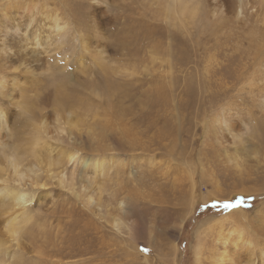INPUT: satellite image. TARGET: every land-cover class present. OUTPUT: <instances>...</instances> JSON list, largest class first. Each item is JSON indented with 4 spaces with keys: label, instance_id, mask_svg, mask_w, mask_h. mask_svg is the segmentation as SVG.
<instances>
[{
    "label": "rangeland",
    "instance_id": "rangeland-1",
    "mask_svg": "<svg viewBox=\"0 0 264 264\" xmlns=\"http://www.w3.org/2000/svg\"><path fill=\"white\" fill-rule=\"evenodd\" d=\"M254 1L241 17L237 0L231 13L224 0H190L200 6L191 18L167 0H0V166L17 152L20 165L43 168L38 183L12 182L29 196L24 264H197V231L201 264H217L214 246L240 236L261 257L264 28ZM43 123L48 146L35 162ZM6 213L0 197V232Z\"/></svg>",
    "mask_w": 264,
    "mask_h": 264
},
{
    "label": "bare ground",
    "instance_id": "bare-ground-1",
    "mask_svg": "<svg viewBox=\"0 0 264 264\" xmlns=\"http://www.w3.org/2000/svg\"><path fill=\"white\" fill-rule=\"evenodd\" d=\"M224 1L225 2H221L219 4L220 7L225 6V9H228L229 13L233 12L232 6L226 3L227 0H224ZM237 2H238V5L240 7V11L238 12V15L239 16L241 15V17H244L249 12V10L252 8V2H250V0H239V1L237 0ZM257 2H259L258 5H256V3H254L257 6L256 13L260 16L262 24H263L262 26L264 28V0H258ZM167 4H168V10L170 12L175 13V14L178 13L180 15H190L191 18H195V16L197 15L196 14V7L190 5V0H167ZM52 27H54L55 30H57L59 37H63L61 30L65 29L66 25L62 21H60V17H58V15L52 16ZM54 28H53V30H51V32L54 31ZM261 46H264V44L261 43ZM261 107L263 108L264 106L261 105ZM0 114L4 115L3 109H0ZM2 120H4V119H2ZM68 123H70V121H68ZM74 124H76V123H74ZM42 128L46 131L49 127L46 125V123L35 126V135H33V137L31 138V142H30L31 143L30 153H31V156L33 157L32 160H34L35 162H40L41 160H45L44 157H42L43 155H41V154L43 153L44 149L48 146V141H47L48 138H45L43 132L41 131ZM51 130H52V133H60V131L63 129L61 128V130H60V124H59V125L55 126L54 129H51ZM0 144H3V143L0 142ZM256 147H258V146H256ZM255 149H253V150L255 151ZM59 150H60L61 155H64V156L66 155L65 156L66 158H67V156H68V158H74L75 157V153L72 152L71 149H70L71 151H67V149L65 150L63 148L62 149L59 148ZM254 151H250V152H254ZM16 153H13L11 156L8 155L9 157L8 156L6 157V159H5L6 165L4 168L2 166H0V197L3 201L4 200L6 201V204H7L8 209H9V215L6 213L8 216H6L4 218V220L2 222L3 225H1L2 228H1L0 233H3L2 234L3 236H2V239H0V264H24V255L21 253L22 251L20 252V250H19V243H20V240L24 234L23 232H24V228H25V222H26V220H29L31 218V217H29V212H28L26 205H25L26 202L29 200V196L25 192L20 190L17 185L14 186V184H12V182L20 183V182H24V181L26 182L28 180L30 184L38 183V181L40 179V174H39L40 172L39 171H41L43 169L42 167H40L38 165H37V168H34L33 166H30V165H20L21 163L18 160H21V157L19 155H17ZM256 153H258V151ZM255 156H257V155L255 154ZM49 160H52V158L51 159L49 158L47 160L49 163V167L47 166L46 170L47 171L49 170V172H50L52 165L56 164V163H53ZM82 160H83V158H82ZM52 161H55V159ZM83 161H85V163L87 164L88 169L92 168L96 171H99V170L100 171L103 170L105 172L107 171L106 170L107 168H105L108 164L107 161L106 162L103 160L97 161L94 159H87V160H83ZM97 169H99V170H97ZM86 177H87V175H86ZM87 181H88V185L89 184L93 185V183H91L88 178H87ZM59 183H63V180L60 179ZM90 188H92V187H90ZM91 190H93V189H91ZM95 194H96V192H95ZM98 198H99V196H97V198H96V202H97L96 205L101 206V203L103 200H101V197L99 200H97ZM90 199L87 198V203H88V201H91ZM108 204H109V202H108ZM108 204H106V206H108ZM103 205H105V204H103ZM101 207H103V206H101ZM108 207L106 208L105 211H107ZM110 207H112V206H110ZM111 210H109V211H111ZM114 216H115V218L112 216L114 218L113 219L114 220V226H116L121 231H124L125 228H128L127 231H129L128 233L131 235V238H133V239L139 238V237H136L137 236L136 232L138 231L137 230V224L134 225L135 224L134 223L132 226H127L126 224H124L121 221L122 218L119 219L118 217H116V215H114ZM135 229H136V231H135ZM223 240L224 239H222V241ZM195 241H196V247H194V248H195V255H196V260H197L196 262H197V264H201L200 263V259H201L200 257H201V253L203 252L202 251L203 248H205L204 247L205 238L203 237L202 234H200V232L197 231ZM14 242L16 245L15 247H17V248L13 252L10 253L9 247ZM251 242L252 241L250 238L243 240L240 236V241L236 242L234 245H232L230 249L226 248L223 251H221V247L219 250V248L215 249V246H214L213 253H214L215 257L217 258V261L219 264H242L244 262V261H242L243 258L248 259V262H247L248 264H264V246H262V247L260 246L259 253L261 254V257H259V258L257 257L258 260L256 261L255 256H257V255H254V252L251 251V248H250ZM8 243H9V245H8ZM225 244H226V241L224 242V245ZM223 247H227V246H223ZM38 252L41 254L43 253V251H41V250H39ZM172 252H175L174 247H172L171 253ZM212 256H213V254H212ZM8 257H11V260Z\"/></svg>",
    "mask_w": 264,
    "mask_h": 264
},
{
    "label": "clouds",
    "instance_id": "clouds-1",
    "mask_svg": "<svg viewBox=\"0 0 264 264\" xmlns=\"http://www.w3.org/2000/svg\"><path fill=\"white\" fill-rule=\"evenodd\" d=\"M190 7H191V6H190ZM199 7H200L199 5L196 6V8H199Z\"/></svg>",
    "mask_w": 264,
    "mask_h": 264
}]
</instances>
